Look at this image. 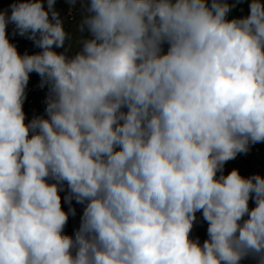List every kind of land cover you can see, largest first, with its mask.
Masks as SVG:
<instances>
[{"label":"clouds","instance_id":"clouds-1","mask_svg":"<svg viewBox=\"0 0 264 264\" xmlns=\"http://www.w3.org/2000/svg\"><path fill=\"white\" fill-rule=\"evenodd\" d=\"M68 2L71 56L56 0L0 11V264H264V176L223 171L264 142V0ZM32 72L51 92L26 122Z\"/></svg>","mask_w":264,"mask_h":264},{"label":"trees","instance_id":"trees-1","mask_svg":"<svg viewBox=\"0 0 264 264\" xmlns=\"http://www.w3.org/2000/svg\"><path fill=\"white\" fill-rule=\"evenodd\" d=\"M16 2H19V0H0V11L7 10L8 14L10 15V13H11V7L10 6ZM78 4H80V3H78ZM71 6H73V5H71L68 2V0H56L55 7L59 11L60 16L62 17L63 21L66 19L67 12L71 8ZM241 7L243 8V12H241L240 8L238 7L237 9H235L233 11L232 15L240 16V15L246 14L248 11L247 3L243 4ZM11 43L16 46L17 51L21 55H23L25 53H27L29 55L38 54L42 51V49L37 47L34 42L24 43V44H16L13 42H11ZM66 46H67V41H66ZM166 48H167V45H165V50H166ZM56 51L63 52V51H65V49H63V48L56 49ZM50 92H51L50 83L43 82L42 77L36 72H32L29 74V82H28V85L26 87V96L28 95V96L32 97L33 100L39 101L40 98H47L48 99ZM23 110H24L25 115H26V122L30 121L35 116H44V115L39 114L36 111V108H33L32 106H27L26 100L24 101V104H23ZM252 145L258 146L260 148L261 153H262V158H261L260 164L262 167H264V142H258V143L252 144ZM237 156L243 162L244 173H246L247 162L239 154ZM244 177H245V174H244ZM60 195H61V199H62V207L65 211H68L69 208H75V215H71V214L69 215L68 222L64 228V234L73 236L75 231L79 228L81 216L83 214L84 205L77 203L74 198L72 199L70 204L65 202L64 197L69 195V190H68L66 184L64 186V190L61 191ZM197 217H198V219L195 222L194 227H193L190 235H191L192 239L198 238L200 243L202 244L203 241L205 239H207V227H208V225H207V222L203 220L201 213H197ZM245 264H250V259L246 260Z\"/></svg>","mask_w":264,"mask_h":264},{"label":"built area","instance_id":"built-area-1","mask_svg":"<svg viewBox=\"0 0 264 264\" xmlns=\"http://www.w3.org/2000/svg\"><path fill=\"white\" fill-rule=\"evenodd\" d=\"M82 14V5L76 4L75 6H71L69 11L67 12L66 19L64 20V27L65 30L70 33L73 32L76 29V25L81 18ZM6 34L10 42L16 43V44H24V43H32L33 40L29 39L27 36H21L19 35L18 31L15 28V25L12 23H9L6 28ZM26 104L27 106H32L33 108H36V111L46 116L45 109L47 107V98H40L39 101H35L30 96H26ZM240 156L244 158V160L247 162L246 166V173L245 177L253 176L256 174H259L261 176H264V167L261 166V158L262 153L258 146L249 145V151L247 153H240ZM230 167V161H227L224 165L223 171H228Z\"/></svg>","mask_w":264,"mask_h":264},{"label":"rangeland","instance_id":"rangeland-1","mask_svg":"<svg viewBox=\"0 0 264 264\" xmlns=\"http://www.w3.org/2000/svg\"><path fill=\"white\" fill-rule=\"evenodd\" d=\"M81 18L79 19L77 25H76V29L73 32L69 33V39L67 40V45H70L71 47L68 48L67 54L69 56L75 54V52L79 51L82 44L81 41L84 39H88L90 38V34L85 30V32L81 33L78 25L80 22ZM233 169H238L239 173L244 176V164L243 162L239 159V157L237 156L235 159L230 160V167L228 169V171L224 172L225 175H227L228 173H230ZM244 173V174H243ZM250 207H254V201L250 200ZM250 264H256V261L254 259H250Z\"/></svg>","mask_w":264,"mask_h":264}]
</instances>
